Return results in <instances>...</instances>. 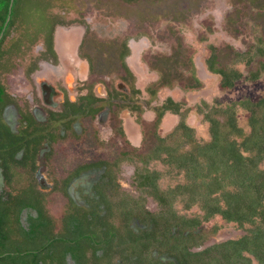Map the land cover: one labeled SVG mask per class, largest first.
Here are the masks:
<instances>
[{
	"label": "flooded vegetation",
	"instance_id": "flooded-vegetation-1",
	"mask_svg": "<svg viewBox=\"0 0 264 264\" xmlns=\"http://www.w3.org/2000/svg\"><path fill=\"white\" fill-rule=\"evenodd\" d=\"M122 1L128 9L138 0ZM118 28L110 19L103 23L105 30ZM92 32L65 18L50 36L37 37L36 48L20 53L6 46L7 33L0 63V227L3 218L19 220L4 227L15 246L0 258L210 264L208 251L217 244L211 228L186 215L194 213L188 203L185 214L179 211L176 187H162L166 167L178 159L162 142L179 128L196 133L189 109L176 86L173 92L144 86L149 39L129 35L118 44L116 32H103L100 40ZM113 45L119 54L109 57L101 46ZM99 53L113 64L112 76L93 73ZM207 103L192 115L198 121L208 114ZM167 118L177 125L173 131Z\"/></svg>",
	"mask_w": 264,
	"mask_h": 264
},
{
	"label": "rangeland",
	"instance_id": "rangeland-1",
	"mask_svg": "<svg viewBox=\"0 0 264 264\" xmlns=\"http://www.w3.org/2000/svg\"><path fill=\"white\" fill-rule=\"evenodd\" d=\"M129 13H133V16ZM65 18L75 22L80 21L89 29V32L92 30V33H97L99 40L104 38L101 34L103 32H116L113 38L117 37L118 44H124V39L129 35L136 38L145 36L149 39L150 48L145 62L147 68L144 86L168 90L176 86L180 93L179 102L186 110L189 109L187 110L190 116L189 121L193 126L196 125L195 134L190 133V130L179 128L175 137L162 142V146L170 150L171 160L178 157L177 164L166 167L168 176L164 178L162 187L166 188L167 185L170 188L176 187L180 197L176 199L178 201L175 206L180 205L179 211L185 214L183 207L186 203H191L190 190L187 188L183 191L182 186L190 185L194 175H189L180 168L179 171L183 174L178 173L177 165L184 160L189 151L191 153L192 149L196 151L199 146L210 143L208 117L214 115L213 112L219 109L214 103L224 104V114L219 113L214 117L220 123L229 113L241 114L239 107H233L231 110L234 102L240 100L247 103L251 99L257 100L264 96V72L261 81L257 83L249 79L253 72L264 65V53L261 51V47L264 51V0H138L135 7L128 9L122 0H23L21 16L17 20L16 28L10 32L12 40H9L6 46L11 43V49L20 53L30 44L34 45V42H38L40 38L37 37L50 36L55 24L62 19L65 21ZM108 19L119 24L118 30L103 29V23ZM96 22L99 27L94 29L93 24ZM176 24L180 26L179 29ZM18 36L19 39L15 41ZM24 37H26V43L22 41ZM47 41L50 42L49 38ZM33 48H36V45ZM101 49L109 57L119 54L115 45L108 48L101 46ZM98 55L100 59L97 60L93 73L103 69L99 72L100 74L112 76L113 64L105 62L106 58L102 57L104 54ZM251 59L253 62L249 65ZM210 63L217 70L224 69L227 72L233 69L239 70L241 79L228 91L221 90L222 77L209 71ZM200 81L203 82L201 87L198 85ZM191 89L196 91L194 96L191 94L189 98L182 95ZM204 100L209 104L206 105L208 114L204 119L202 116L199 117L198 121L192 115L195 114L198 106L202 107L201 102L203 103ZM149 118L147 119H154V117ZM166 122L169 124L166 129L171 131L177 126L172 118H167ZM149 127L153 128L152 125ZM193 160L202 172L200 173L205 174L207 165L203 158ZM159 168L163 166L159 165ZM197 180H194L197 184L194 189L199 200L207 195V191L203 188L205 179ZM191 205V211L194 213L186 215L204 219V210L194 203ZM215 205L222 209L225 207L224 202ZM203 223L211 228L210 234L215 243L246 236L243 235L242 229L227 225L219 215L211 216ZM231 253L236 254V251ZM247 254L245 252L243 258L236 254L238 259L230 263L246 264ZM211 255L210 264H216L215 259L221 254L217 252ZM255 259L251 255L248 263L259 264L258 259ZM230 263L224 261L222 264Z\"/></svg>",
	"mask_w": 264,
	"mask_h": 264
},
{
	"label": "trees",
	"instance_id": "trees-1",
	"mask_svg": "<svg viewBox=\"0 0 264 264\" xmlns=\"http://www.w3.org/2000/svg\"><path fill=\"white\" fill-rule=\"evenodd\" d=\"M22 1L0 0V35L5 33L4 37H0V63L1 57L4 60L3 43L7 33L16 27L17 20L21 16ZM261 51L264 53L262 47ZM252 62L251 59L249 65ZM210 65L211 71L222 77L223 91L233 87L241 79V72L237 69L227 72L224 69L217 70L211 63ZM263 69L264 65L253 72L249 79L253 83L261 81ZM214 104L219 109L208 117L210 143L199 146L196 151L192 149L178 167L187 174L194 175L190 185L182 186V189L184 191L189 188L191 203L204 210L202 220L208 221L211 216L219 215L227 225L242 229L243 235H246H242L243 237L239 239L230 238L223 243L219 242L211 248L208 251L210 258L211 253L221 254L215 259L216 264H222L224 261L233 262L238 259L236 254L242 257L245 252L248 253L245 258L246 264H249L251 255L256 258L255 260L258 259L259 264L260 262L264 264V96L257 100L251 99L247 103L240 100L234 102L231 110L233 107H239L242 115L237 112L229 113L220 123L214 117L219 113L224 114V104L216 102ZM168 153L171 155L170 151ZM191 157L203 158L207 165L205 174H201ZM195 179H198L197 181L205 179L203 188L206 189L207 195L199 200L194 189L197 186ZM220 202L225 204L223 209L218 205L214 206ZM8 220L11 222L16 220L15 223L18 225L19 217L2 219L0 256L5 255L3 252L9 251L14 245L11 234L9 235L4 229L9 224ZM195 223L200 224V220H196ZM233 251H236V254H232ZM19 260L20 258L16 256H5L0 258V264H22ZM39 261L40 259L35 258L31 264H49L46 261L44 263Z\"/></svg>",
	"mask_w": 264,
	"mask_h": 264
},
{
	"label": "water",
	"instance_id": "water-1",
	"mask_svg": "<svg viewBox=\"0 0 264 264\" xmlns=\"http://www.w3.org/2000/svg\"><path fill=\"white\" fill-rule=\"evenodd\" d=\"M13 1V0H12ZM10 19V18H9Z\"/></svg>",
	"mask_w": 264,
	"mask_h": 264
},
{
	"label": "bare ground",
	"instance_id": "bare-ground-1",
	"mask_svg": "<svg viewBox=\"0 0 264 264\" xmlns=\"http://www.w3.org/2000/svg\"><path fill=\"white\" fill-rule=\"evenodd\" d=\"M101 10V9H100Z\"/></svg>",
	"mask_w": 264,
	"mask_h": 264
}]
</instances>
